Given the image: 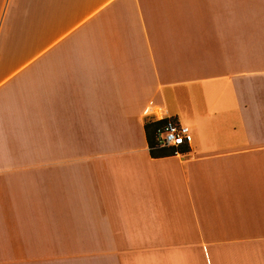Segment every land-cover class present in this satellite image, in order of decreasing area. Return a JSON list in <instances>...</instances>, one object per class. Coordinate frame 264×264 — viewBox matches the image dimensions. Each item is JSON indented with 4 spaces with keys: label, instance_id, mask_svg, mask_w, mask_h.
<instances>
[{
    "label": "crops",
    "instance_id": "0c3cea01",
    "mask_svg": "<svg viewBox=\"0 0 264 264\" xmlns=\"http://www.w3.org/2000/svg\"><path fill=\"white\" fill-rule=\"evenodd\" d=\"M0 264H264V0H0Z\"/></svg>",
    "mask_w": 264,
    "mask_h": 264
},
{
    "label": "built area",
    "instance_id": "2783aa9c",
    "mask_svg": "<svg viewBox=\"0 0 264 264\" xmlns=\"http://www.w3.org/2000/svg\"><path fill=\"white\" fill-rule=\"evenodd\" d=\"M155 132L156 146L159 148H173L174 154L180 153V148L192 142L191 131L187 126L176 124L170 119Z\"/></svg>",
    "mask_w": 264,
    "mask_h": 264
},
{
    "label": "trees",
    "instance_id": "16d2710c",
    "mask_svg": "<svg viewBox=\"0 0 264 264\" xmlns=\"http://www.w3.org/2000/svg\"><path fill=\"white\" fill-rule=\"evenodd\" d=\"M166 122H167L166 119L148 120L144 124V131H145L149 152L150 155L154 158L165 157L174 154L173 148H159L156 146L157 144L155 140V132L159 127L163 126ZM183 149L184 147L180 148V151H182Z\"/></svg>",
    "mask_w": 264,
    "mask_h": 264
}]
</instances>
